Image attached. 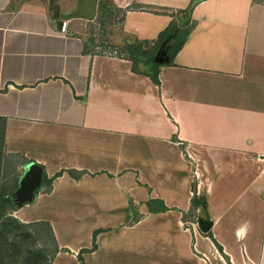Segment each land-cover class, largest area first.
Instances as JSON below:
<instances>
[{
	"label": "crops",
	"instance_id": "crops-1",
	"mask_svg": "<svg viewBox=\"0 0 264 264\" xmlns=\"http://www.w3.org/2000/svg\"><path fill=\"white\" fill-rule=\"evenodd\" d=\"M102 4L109 52L78 28ZM81 6L0 0L3 168L16 190L31 162L52 180L26 223L50 225L62 264H264V0H99L92 21ZM188 20L160 85L133 71L129 45ZM195 193L207 233L184 225Z\"/></svg>",
	"mask_w": 264,
	"mask_h": 264
},
{
	"label": "trees",
	"instance_id": "trees-1",
	"mask_svg": "<svg viewBox=\"0 0 264 264\" xmlns=\"http://www.w3.org/2000/svg\"><path fill=\"white\" fill-rule=\"evenodd\" d=\"M193 9V5H190L189 8L186 10V12H191ZM107 7L105 5H101V15L105 16L106 18H110L111 16L107 15ZM190 24V20L186 21L182 27H180L179 23L172 22L170 26L160 34L157 41L154 43L148 45L145 47L143 44H133L129 45L126 48L127 53L130 55V58L133 62V71L138 72L139 74H145L146 76L150 77L152 81L160 85L159 80V68L162 66L155 62V58L161 49V47L164 45L165 47L169 48L170 51V61L171 63L177 53V51L182 47L184 44L188 34L190 33V28L188 25ZM140 63H144L147 67L146 72H141L138 70V66ZM1 122V120H0ZM0 130H1V141H2V147H4V128L5 125L3 122L0 123ZM2 155L3 151H0V264H4L5 261H3L1 258L2 253H7V250H9V236L11 227H23L26 229H34L36 234L38 233L39 227L45 226L46 231L48 233V236L52 243L56 247V252L59 251V248L57 246L55 237L53 236L51 227L48 223L40 222V223H32L29 225H22L17 219H15L12 216H9L11 211H14L16 208H19L17 204L14 201V193H5L6 186L2 184L1 182V173L3 172V161H2ZM44 184L51 185L52 180L48 179L47 175H44ZM16 191V190H15ZM207 201L203 197H198L195 193L194 197L191 201V209L185 216V220L188 221L192 219L195 216V212L198 208H202L205 211V214H207ZM38 227V228H37ZM210 237H212L211 234H209ZM221 253H223L221 246L216 244Z\"/></svg>",
	"mask_w": 264,
	"mask_h": 264
},
{
	"label": "rangeland",
	"instance_id": "rangeland-1",
	"mask_svg": "<svg viewBox=\"0 0 264 264\" xmlns=\"http://www.w3.org/2000/svg\"><path fill=\"white\" fill-rule=\"evenodd\" d=\"M118 19V16L115 17L112 15V17L102 21L100 16L97 15L94 22H89L90 25H80L78 28H80L79 31L84 30L85 33L93 36L95 38V43L107 50V48L112 45V31H115V26L119 22ZM105 52H109V50ZM0 151H3V164L6 163L7 165L8 162L11 161L13 163V160L16 159L7 158L5 156V150L4 147H2L1 141V130ZM5 167L6 170L3 168V172L1 173V182L6 186L5 193H14L17 188V182H15L16 180L13 181V179L11 180L8 178L7 166ZM21 208L22 207H19L11 211L9 216L17 219L22 225L32 224L30 222L26 223L27 219L20 213ZM10 229L9 244H7L9 245V250H7V253H2L1 256V258H3L2 260L5 261L4 264H62V262L56 261V247L50 240L45 226L39 227V234H36L34 229H26L23 227H11ZM220 264H228V261H222Z\"/></svg>",
	"mask_w": 264,
	"mask_h": 264
},
{
	"label": "water",
	"instance_id": "water-1",
	"mask_svg": "<svg viewBox=\"0 0 264 264\" xmlns=\"http://www.w3.org/2000/svg\"><path fill=\"white\" fill-rule=\"evenodd\" d=\"M82 6L79 10L81 18L92 21L95 19L98 10L99 0H81ZM194 6V4H193ZM156 63L163 64L169 61L167 52L159 53L155 58ZM44 178L43 168L37 163L31 162L25 166V173L22 175L18 189L14 192V201L18 207L34 202L38 193L42 189ZM202 232L207 233L212 227L211 220L199 221Z\"/></svg>",
	"mask_w": 264,
	"mask_h": 264
},
{
	"label": "built area",
	"instance_id": "built-area-1",
	"mask_svg": "<svg viewBox=\"0 0 264 264\" xmlns=\"http://www.w3.org/2000/svg\"><path fill=\"white\" fill-rule=\"evenodd\" d=\"M64 29L66 30V24H64ZM199 218L195 215L192 219L185 221L184 225L187 229H191L193 231H199Z\"/></svg>",
	"mask_w": 264,
	"mask_h": 264
},
{
	"label": "clouds",
	"instance_id": "clouds-1",
	"mask_svg": "<svg viewBox=\"0 0 264 264\" xmlns=\"http://www.w3.org/2000/svg\"><path fill=\"white\" fill-rule=\"evenodd\" d=\"M246 231H247V227L245 229L238 230L237 232L238 239H242L243 236L246 234Z\"/></svg>",
	"mask_w": 264,
	"mask_h": 264
}]
</instances>
